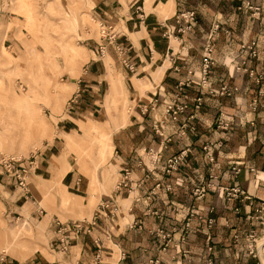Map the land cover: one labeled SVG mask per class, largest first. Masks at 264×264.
<instances>
[{
  "label": "crops",
  "instance_id": "0c3cea01",
  "mask_svg": "<svg viewBox=\"0 0 264 264\" xmlns=\"http://www.w3.org/2000/svg\"><path fill=\"white\" fill-rule=\"evenodd\" d=\"M81 1L88 3L87 9L92 5L93 18L113 23L117 37L106 41L102 54V39L85 35L81 28L78 40L86 50L80 49L81 62L71 70L65 57L57 54L58 66L54 68L61 66L59 79L65 72L69 79L54 85L57 76L52 73L49 84L58 91L54 94L47 89L53 97V105L47 103L52 112L46 120L36 116L41 126L33 137L37 139L35 134L44 126L47 131L52 129L49 134L53 135L45 138L36 152L37 164L28 175L31 195L26 196L15 177L0 168V264H96V254H100L99 264H148L150 256H159L166 264H202L210 256L215 263L254 264L255 259L244 250L246 244L234 240L232 232L242 227L247 213L264 202V94L258 93L264 88V0H249L251 8L246 0ZM4 5L0 0L2 29V23L12 16ZM190 8L196 10V20L191 29L181 32L176 14ZM58 14L55 19L64 20L72 48L78 28L74 30L73 20L61 11ZM216 23L219 28L213 38V53L218 61L210 66L209 84L219 88L226 83L239 89L232 95L206 92L202 105L196 106L195 98L204 85L200 80L202 47ZM2 29L0 47L2 42L9 48L19 44L15 24ZM252 40L257 41L256 57L248 56L249 49L241 46ZM44 44L45 39L41 51ZM117 44L125 49L133 69L122 61ZM228 56L235 62H225ZM242 58L263 74L259 83L236 71ZM188 76L192 81L180 96L188 107L172 119L165 114L167 102L179 81ZM78 88L81 95L69 107L67 102ZM220 111L233 120L221 131L212 125ZM185 122L187 127H183ZM160 124L163 134L155 131ZM214 138H222V147L215 150L218 160L207 158L202 149L203 143ZM94 144L101 158L96 150L89 151ZM154 146H164L162 163L187 146L190 152L177 170L166 174L161 162L150 166L143 157L144 151ZM126 168L131 180L125 176ZM212 172L220 175L213 179L219 185H239L251 197L231 200L217 187L210 188L206 197L197 201L205 211L212 205L206 213L213 215L215 222L207 228L203 221H196L188 241L182 244L189 254L173 258L175 250L163 249L154 230L159 225L166 229L181 226L183 213L175 210L174 204L179 209L191 204L192 187L206 183ZM154 178L162 185L161 194L149 197L158 182ZM149 204L161 213L152 214ZM227 217L230 224L224 225ZM85 218H93L94 223L86 222L79 231L70 229L67 249L61 248L60 223L70 226ZM22 219L33 223L32 234L18 235L19 228L9 229V222ZM206 232L211 234L209 242ZM210 245L212 252L208 251Z\"/></svg>",
  "mask_w": 264,
  "mask_h": 264
},
{
  "label": "rangeland",
  "instance_id": "374dc122",
  "mask_svg": "<svg viewBox=\"0 0 264 264\" xmlns=\"http://www.w3.org/2000/svg\"><path fill=\"white\" fill-rule=\"evenodd\" d=\"M4 2H5L4 6L9 10L12 16L10 17L11 19L9 21L2 23V27H4V29L2 28L0 29L6 31L8 28H10L12 24H15L17 28V31L15 30L16 32L15 37L19 44L17 45L16 42L15 45L17 47L14 46L9 48L5 46L2 42L0 47V57H1L0 58V156H5V157L10 156L15 158L25 159L34 153L37 156L36 152L42 149L44 145L43 141L45 140V138L51 137L53 135L52 133L49 134V132H51L52 129L51 131L49 130L47 131L45 128L46 126H44L37 134H35V136H37V139L33 137L35 131L39 130V127L41 126L39 125V121L37 120V118L40 120L45 119L47 116H50L52 112V108L47 103H51V105H53L52 102L53 97L48 90H50L54 94H58V91H56L53 87H50L49 84L50 81H48L47 83L48 88L43 87L42 81L40 82L38 81L40 76L41 75L45 76V78L50 80L53 77L52 73L53 72L56 73L57 76L56 80L52 81V84L54 83V85L59 83L62 84V82L60 81L61 79L62 81L68 80L69 76L68 73L66 72L59 79L58 71L61 69V66L58 69L54 68L58 66L57 58H56L58 57L57 54H61L65 57L66 67L68 70H71L72 66L75 65V63L78 61L79 58H81L79 56L80 49L83 48L84 51L86 50L83 44H81L80 46L79 44L80 42L78 40V38H81V34H82L81 28H83V32L85 33V35L91 34L96 36L97 38H100L101 32L99 28V22L101 19L93 18L92 5L87 9L88 3L85 2L82 3L81 0H4ZM59 11H61V15H66L67 17L66 16L65 17L68 18L71 22L73 20V24L71 25L74 26V30L78 28V32H74L75 43L72 48H70L71 36L69 35L70 36L69 37L65 32L64 20L60 18L61 20L56 21L55 19L57 18V16H59L58 14ZM89 28L91 29L89 30ZM3 36L4 35H1L0 39L1 38L3 39ZM44 39H45V44H44L45 50L41 51L43 50L40 48H43L42 42ZM20 44L22 45L23 48L19 47ZM37 44L39 45L41 44L42 47L37 46ZM202 48L204 49V47ZM63 50L64 52H62ZM203 53L204 50L201 53V59H202L201 66L203 64ZM36 55H38V57ZM60 57H61L60 61L63 62L62 56ZM213 57L215 59V62L212 65H214L218 61V58L214 55V53H213ZM233 58L234 57L228 56L225 57L224 59L225 62H230V61L235 62V59ZM81 59L78 61L79 63L81 62ZM241 64H247V58H242L240 62L235 65L236 71L238 72L242 71L247 73L250 77L254 78V80L256 81L258 80L257 81L258 83L261 81L263 77L262 73L260 72L257 73L256 69L253 67L254 73L250 74L249 73L250 71H244L242 67L243 65ZM41 65H43V67L45 68L43 71L41 70ZM240 65H241V69L237 67ZM29 75H31V78L30 77L28 78ZM209 75L206 84L201 85L203 86L202 89L203 92H201L199 96L202 97V100L206 92L212 94L218 93L220 95H224V94L232 95L236 90L239 89L237 85L227 84L231 87V93L222 94L221 88L223 84L219 88L211 86L209 84ZM37 88L39 91L36 90ZM261 90H264V88H261ZM261 90H259L258 93L261 92L262 94H264V91ZM16 92L19 95H17ZM39 92H40V96L37 97L36 94H38ZM175 93L176 92L174 91L173 95L171 96V99L167 102V106L165 108V114L172 119H176L177 116L174 117L175 113L173 112V110L168 111L167 108L169 106V103H173L174 107H176L175 104L176 101L174 100L176 96ZM21 94H25V95L21 96ZM202 100L200 106L202 105ZM177 104H180V106L182 107L181 111H184L188 107V104L181 102L180 99L179 101L177 100ZM34 105H36L37 107V111H38L37 114L35 112L36 107ZM12 110H14V113ZM16 118L20 130H18L13 135V137L9 138L7 134H12L13 126L11 123ZM212 121H213L212 123L213 127L219 131L223 130L225 126L231 125L233 122V120L228 118L225 112L223 111H220L213 118ZM187 126L188 123L186 122L183 123V127H187ZM155 127H156L155 131L157 133L163 134L162 131L160 132V129L162 130L164 127L162 124L158 126L156 125ZM21 131L22 132L25 131L24 139L26 140V142H24V144L22 145L17 143L18 141H20L22 137ZM165 141L167 144L168 142H170L167 138L165 139ZM222 145H223L222 138H216V139L214 138L213 140L211 139L203 143L202 149L204 150V154L207 156V158H209L210 160H218L217 156H215V150L220 149ZM158 148H159L158 146L148 147L147 150L144 151L143 157L146 158L145 160L147 164L150 166H155V164L161 162V164H163L162 169L166 172V174H172L174 170H177L181 165V163L188 158L187 156L188 153L190 152V147L187 146L183 148L182 150H187V155L185 156V158L178 159L175 167L174 166L169 167V159L172 158L173 155H176L179 152H181L182 150L172 153V155L169 156L164 163H162L163 157L159 159L156 157L157 155H155V151ZM93 149L96 150V152L101 158L102 154L99 151V147L94 144L92 145V148L89 151H92ZM163 149L164 146L162 147L161 150ZM87 154H89V152H87ZM102 158L106 160V158L104 157ZM236 169L237 168L235 167L234 170ZM219 176L220 175L217 172L216 173L212 172L211 175H209L210 178L207 180L206 183L197 184L193 186L191 192H193L194 199L191 202V204L185 207H181V209H179L176 203L174 204V209L177 210L178 212L182 210L181 212L183 213V220H182L183 222L181 226L175 224L173 227H171V229H166L161 225L156 226L154 233L159 238L158 241L160 242V244H162L163 249L166 250L169 248H173L175 250L174 253L176 255L175 256L172 255L173 258L177 256L179 257L180 253H182V256H186L187 254H189L190 250L188 248H184L182 244L188 241V238L193 230V225L196 224V221H203L207 228H211V226L215 222L214 216L211 215L210 213L207 215L206 213L212 210L211 207L212 205L206 207L207 211H205L204 209H201L199 207V201L197 200H199L201 197L202 198L206 197L209 189L210 188L215 189L214 187L220 189V191L224 193L225 198H227L226 197L227 190L231 191L232 186H239L236 184L219 185L218 183H216L217 181L215 182L213 180L214 178L218 179ZM154 179L156 180L157 178ZM158 183L160 182L158 181L155 184V186L150 189L148 193L149 197L151 196L153 197L155 194L159 193L158 190L162 188V185L161 184L158 185ZM240 188L245 191V189H243L242 187ZM242 196L244 195L240 194V196L237 199L241 198ZM148 208L152 214L156 215L161 213V211L158 210L156 206L155 207L153 206L151 208V205L149 204ZM257 208L258 209L256 211L247 213L245 215L246 218L245 223H243L242 227H240L238 230L232 232V238L234 240H242L243 244H246L244 250L249 252L250 255L255 259L254 264H264V254L261 252V245H262L261 242H263L264 240V204L259 205ZM238 216H240V213L238 214ZM26 221H27L26 219H22L15 222L13 221L11 223L9 222V227H10L9 229L11 228L21 229L20 230L21 234L19 233V235H22L25 232L32 234L33 223L31 221H27V222ZM223 221H224L223 222L224 225L230 224V219L228 217ZM204 234L206 240L209 242L211 239L210 232H206ZM208 248H209L208 249L209 252L213 251L212 245H210ZM262 248L264 250V246ZM171 254H173V252ZM262 254H263V259H262ZM210 259L212 263L210 262ZM157 260L160 263L166 264V262L162 260L159 256L156 257L150 256L147 258L148 263L150 261L155 262ZM202 264H221V263H215L213 257L210 256L207 258L206 263H202Z\"/></svg>",
  "mask_w": 264,
  "mask_h": 264
},
{
  "label": "built area",
  "instance_id": "2783aa9c",
  "mask_svg": "<svg viewBox=\"0 0 264 264\" xmlns=\"http://www.w3.org/2000/svg\"><path fill=\"white\" fill-rule=\"evenodd\" d=\"M245 4L248 7H253L251 1L246 0ZM137 7L139 9H141V5H137ZM196 10L194 8H190V9H186V10H182L179 11L176 14V20L177 22L180 24L178 30L181 32L187 31L189 29L192 28L193 23L196 20ZM99 28H100V32H101V36L100 38L102 39V41L99 43V50L100 53L104 54L106 51V41H115L116 40V32L114 30V24L111 22H107L103 19L100 20L99 22ZM219 28V23H216L213 25L211 31L209 32L210 34L208 35V37L205 40L204 43V53H203V64L201 66L202 68V72H201V76H200V80L202 84H206L207 82V78L208 75L210 73V66L215 62V59L213 57V38L215 35V31ZM242 47H247L249 49V56L251 57H256L258 55V49L257 47V41L252 40L249 44L247 43H242L241 45ZM117 51L120 54V57L122 59V61L124 62L125 65H127L129 68L133 69V64L129 61L127 54L125 52V49L123 48V46L121 44H117ZM245 62V61H244ZM243 65V69L244 71H250V74L254 73V68L247 65V64H241ZM241 65L237 66L239 69H241ZM192 81L191 77L188 76V78L185 81H179V83L176 85L177 89L175 90L176 92V96H175V101H176V107H174L173 103H169V106L167 108L168 111L173 110V112L175 113L174 117L177 116V113L179 111L182 110V107L180 106V104H177V100L179 101L180 96L184 90V87L186 85L189 84V82ZM258 81V80H257ZM237 88V86H236ZM81 91L82 89L78 88V90L76 91V93L68 100L67 105L69 107H72L73 104L78 100L79 96L81 95ZM264 91V90H261ZM221 93H231V87L229 85H227L226 83H223V86L221 88ZM201 100L202 97L201 96H197L195 98L196 104L197 106H200L201 104ZM253 102H255L256 104L258 103V98L255 97L253 99ZM162 148H158L155 151V155H157V158H161V150ZM187 155V150H182L181 152H179L176 155H173L172 158L169 159V167L172 166H176V162L178 161V159H184L185 156ZM37 164V160H36V155L31 154L30 156H28L27 158L23 159V158H15V157H5V156H0V167H2V170L10 175H12L13 177H15L17 185L20 186L25 195L26 196H30V189H29V178L28 175L31 172V169L33 167H35ZM239 169L237 168V171ZM125 176L128 180H131V178L128 176V174L130 173V170L128 168H126L125 170ZM128 181H125V184H127ZM159 185V183H158ZM240 194L244 195L245 197H251L250 194L244 190H242L239 186H232L231 187V191L227 190V194L226 197L227 199H237ZM243 196V197H244ZM264 204V202H262V205ZM235 209H238V206L235 207ZM86 222H93L94 223V219L92 218L91 221L89 219H80L77 221H73L70 226L67 224H62L59 226V230L62 233V236L60 237V244H61V248L67 249L68 246V241H69V237H70V229L72 230H76L79 231L83 228L86 227L85 223ZM100 254H96V264H99V258ZM124 257V256H122ZM211 262V259H210ZM212 263V262H211ZM148 264H165V263H160L158 260L153 262L150 261Z\"/></svg>",
  "mask_w": 264,
  "mask_h": 264
},
{
  "label": "bare ground",
  "instance_id": "6f19581e",
  "mask_svg": "<svg viewBox=\"0 0 264 264\" xmlns=\"http://www.w3.org/2000/svg\"><path fill=\"white\" fill-rule=\"evenodd\" d=\"M65 37V36H64ZM64 48V47H63ZM43 55V54H42ZM37 57H38V55H36ZM48 64V63H47ZM49 65V64H48ZM51 68V67H50ZM45 68L43 67V65H41V70L43 71ZM52 73V72H51ZM41 74V73H40ZM31 78V75H29L28 76V78ZM33 79V78H32ZM39 82L40 81H42V83H43V87H47V83H48V79L47 78H45V76H40V78H39V80H38ZM32 82V81H31ZM34 85V84H33ZM32 86V85H31ZM38 87V86H37ZM48 88V87H47ZM46 88V89H47ZM36 90H38V88L36 89ZM39 91V90H38ZM51 92V91H50ZM52 93V92H51ZM36 94V93H35ZM39 95H40V92L38 93ZM37 95V94H36ZM31 97V96H30ZM11 105V104H10ZM15 106V105H14ZM8 123V122H7ZM8 126V125H7ZM12 126H13V132H12V134H7V136L9 137V138H11V137H13V135L18 131V130H20V128H19V126H18V124H17V121H14L13 122V124H12ZM9 128V127H8ZM22 132V131H21ZM25 132V131H24ZM24 132H22V137H21V139H20V141H18V143L19 144H23V142H25L26 140L24 139ZM19 233H20V229H18L17 230V234L19 235ZM21 234V233H20ZM263 242H264V240H263ZM24 245V244H23ZM4 246V245H3ZM7 250H8V248H7Z\"/></svg>",
  "mask_w": 264,
  "mask_h": 264
}]
</instances>
